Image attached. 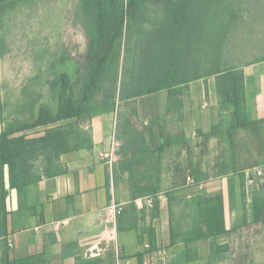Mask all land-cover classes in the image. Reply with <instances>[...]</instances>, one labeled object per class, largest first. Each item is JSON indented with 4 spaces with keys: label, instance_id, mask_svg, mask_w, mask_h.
<instances>
[{
    "label": "crops",
    "instance_id": "obj_1",
    "mask_svg": "<svg viewBox=\"0 0 264 264\" xmlns=\"http://www.w3.org/2000/svg\"><path fill=\"white\" fill-rule=\"evenodd\" d=\"M21 3L25 11L54 8L0 0V9L16 11ZM59 27L41 46H66ZM243 69L249 119L264 120V60ZM195 83L179 91L173 135L148 136L122 121L119 104L99 105L79 122L92 145L62 154L54 173L20 193L9 187L6 167L9 234L0 233V263L8 248L9 260L19 264H264V176L248 182L259 166L245 154L251 141L238 130L219 165L212 156L185 153L187 143L204 136L216 145L222 134L229 143L224 126L212 133L220 123L215 78ZM169 102L168 91L166 110ZM117 138L130 148L110 165L103 153L116 148Z\"/></svg>",
    "mask_w": 264,
    "mask_h": 264
},
{
    "label": "trees",
    "instance_id": "obj_2",
    "mask_svg": "<svg viewBox=\"0 0 264 264\" xmlns=\"http://www.w3.org/2000/svg\"><path fill=\"white\" fill-rule=\"evenodd\" d=\"M202 0H78L77 22L89 37L85 73L80 79L79 94L73 97L70 76L62 73L54 83L56 112L41 107L33 112L34 120L6 123L0 132V233L7 236L5 168L9 187L23 193L26 186L44 174L54 173L62 154L92 145V136L81 120L91 118L99 105H116L151 95L164 89L169 98L179 94L189 80L181 78V59L189 51V41L200 37L204 11H198ZM215 66V65H214ZM209 72L216 82L220 123L224 126L229 147L238 130L262 125L248 116L246 79L243 68L218 69ZM208 76H195L194 80ZM66 124L48 127L58 122ZM44 132L29 135L43 128ZM246 132V131H245ZM264 136V134H263ZM262 136V137H263ZM260 140V138H259ZM257 144V143H255ZM254 144V146H255ZM246 145L251 166L264 165V144ZM252 154L254 155H250ZM195 181L199 179H195ZM261 210L257 212L259 215ZM218 218L224 228L222 212ZM1 264L10 261L8 248ZM21 264V263H20Z\"/></svg>",
    "mask_w": 264,
    "mask_h": 264
},
{
    "label": "rangeland",
    "instance_id": "obj_3",
    "mask_svg": "<svg viewBox=\"0 0 264 264\" xmlns=\"http://www.w3.org/2000/svg\"><path fill=\"white\" fill-rule=\"evenodd\" d=\"M45 1L53 2V10H21L25 3H21L16 11L0 9V35L6 39H0L1 131L6 123L34 120L33 112L37 113L41 107H49L56 112L58 99L53 87L62 73L70 76L73 97L76 98L79 94L80 79L85 73L89 37L82 27L74 25L78 24V0H71L69 4H61L60 0H40L41 3ZM198 11H204L201 20L202 34L190 39L189 51L181 59V70L184 71L181 78L191 79L188 82L191 83L190 86L195 87V76L206 75L208 82H213L214 76L207 74L215 71V66L218 69L244 68L264 60V0H202ZM30 27L33 30L24 31ZM53 27L64 31L65 47L59 42L51 47L41 46V39L49 37V29ZM168 91L164 89L119 103L122 121H131L129 124L135 130L136 127L143 128L142 132L155 138L173 135L174 120L177 117L175 111L179 109L181 96L174 95L169 102L173 107L166 110L163 106L168 98ZM66 123L68 120L48 127ZM260 127L262 125L255 126L254 129H258L255 132L252 128H249L250 132L244 129L240 136L242 140L253 142V146L257 143L254 146L256 153V148L264 144L263 128ZM44 129L46 128H37L27 133L42 134ZM217 136L219 142L216 145L210 143L205 136L187 143L186 155H203L205 158L212 156L215 165L225 163L229 145L226 136ZM117 141L114 165L130 148L125 140V145L121 139L117 138ZM153 152L155 154L156 151ZM156 155H159L158 151ZM250 155L254 154L251 152ZM165 157L167 156L164 155L163 159ZM159 162L160 159L154 161V166Z\"/></svg>",
    "mask_w": 264,
    "mask_h": 264
},
{
    "label": "built area",
    "instance_id": "obj_4",
    "mask_svg": "<svg viewBox=\"0 0 264 264\" xmlns=\"http://www.w3.org/2000/svg\"><path fill=\"white\" fill-rule=\"evenodd\" d=\"M116 148H112L110 151L103 153V158L106 159V161L112 165L113 162L116 160L115 155H116ZM264 176V165L258 166L254 169V171L248 175V182L253 183L257 178L263 177ZM152 202V201H150ZM9 244L12 245V242L9 241Z\"/></svg>",
    "mask_w": 264,
    "mask_h": 264
}]
</instances>
